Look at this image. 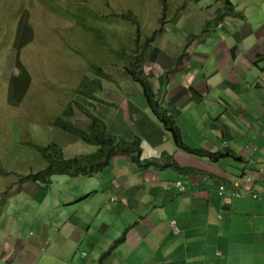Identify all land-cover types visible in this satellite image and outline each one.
Segmentation results:
<instances>
[{"label": "crops", "instance_id": "1", "mask_svg": "<svg viewBox=\"0 0 264 264\" xmlns=\"http://www.w3.org/2000/svg\"><path fill=\"white\" fill-rule=\"evenodd\" d=\"M229 1L238 14L223 13L217 0L171 9L148 37L141 63L159 110L173 116L181 139L182 120L187 117L197 126V140L189 136L192 144L182 139L184 144L220 155L188 153L172 132V150L164 156L146 140L143 147L140 139L141 158L162 155L179 168L137 166L127 153L113 154L119 162L116 175L101 190L106 200L115 197L113 207L97 197L87 212L76 215L75 206L91 200L89 192L55 203L66 209L69 242L51 247L56 258L51 264H264V0L259 8ZM169 46L167 52L177 54L167 53ZM117 96L120 101L125 97ZM143 103L151 109L146 99ZM123 113L119 110L120 119L107 125L116 135H121ZM259 169V198L218 192L220 183ZM113 208L117 220L109 224L100 213ZM122 230V242L113 245ZM83 244L90 253L76 259Z\"/></svg>", "mask_w": 264, "mask_h": 264}, {"label": "rangeland", "instance_id": "2", "mask_svg": "<svg viewBox=\"0 0 264 264\" xmlns=\"http://www.w3.org/2000/svg\"><path fill=\"white\" fill-rule=\"evenodd\" d=\"M45 1L51 5L60 3V7L62 4L70 18L55 13L40 0H0V264H51L50 259L56 260L51 247L65 246L69 242L64 223L66 209L55 204L64 201L66 196L91 194V200L75 206L76 215L87 212L97 197H101L99 202L105 205L113 207L115 204L111 199L113 196L106 200L101 191L104 182L116 175L114 167L119 162L112 156L106 165L109 167L102 168L97 175L71 177L53 174L47 185L24 179L27 174L46 165L38 147L56 142L63 157L93 152L97 148V145L52 124L67 106L72 107L67 122L81 128L87 126L91 113L110 125L120 119L117 112L123 110L124 121L120 123L121 135L118 136L137 135L143 139V147L148 141L158 150H163V156L165 150L171 152L172 134L164 130L162 122L143 103L146 98L142 86L125 72V66L131 63L126 58L131 53L130 48H135L136 27L142 48L147 38L153 37L164 24L161 21L164 19L165 22L171 9L197 4V1L202 4L214 2ZM232 1L234 4L248 2L259 8L257 3L261 0ZM217 3L225 5V0H217ZM90 10L101 20L98 18L94 29H91L93 24L87 16L81 29L72 16L81 17ZM128 12L136 18L137 25L130 20L132 17L128 19L121 15ZM258 18H261L260 13ZM169 39L175 42L173 38ZM147 45L145 43V48L141 49L143 53L148 50ZM168 48H165L166 52L172 46ZM167 53L177 54L175 51ZM92 64L102 69L99 75L101 90L96 91L94 97L87 98L78 92L77 87L86 75L94 76ZM114 92L115 98H112ZM117 94H123L124 99L120 101ZM174 115L177 116L176 113ZM181 123L184 127L183 141L192 144L189 136L197 140V126L187 117ZM162 155L158 156V161L163 163L166 157ZM117 214L114 209V212L104 211L100 216L107 218V223L116 224ZM123 230L112 244L122 242L116 240L124 236ZM88 247L83 244L77 248L76 259L86 258L83 256L89 255Z\"/></svg>", "mask_w": 264, "mask_h": 264}, {"label": "trees", "instance_id": "3", "mask_svg": "<svg viewBox=\"0 0 264 264\" xmlns=\"http://www.w3.org/2000/svg\"><path fill=\"white\" fill-rule=\"evenodd\" d=\"M40 1H42L44 5L49 6L55 13L70 18V13L64 8L62 4V7H60V3H52L51 5L45 0ZM85 10L86 9L84 8V11ZM220 10L223 13L238 14V11L234 9V6L229 0H225V5H223ZM126 14L128 15L126 16ZM126 14L121 15H123V17H127L128 19L132 17L130 20L137 25L136 18H134V16H132L130 12ZM87 16H89L88 19L93 24H91L93 26L91 27V29H94V22H97V19H100L101 17L94 13L93 10L85 12L81 17L75 15H73L72 17L77 20L76 24L80 26L81 29H83ZM88 28L89 27H87V29ZM135 32L136 36L135 40L133 41V47L135 48H130L131 53H129V57H127L126 59L129 58L131 60V63H129L130 66L124 65L126 67L125 72H128L132 79L134 81H137L142 86L143 94L148 101L151 109L153 110V113L162 122L164 128L172 132L173 137L180 148L187 151L188 153L200 157L209 156L212 158H217L221 152H211L201 148H192L184 144L181 139L180 129L177 126L173 116L166 111L159 110L157 96L155 95L151 84L145 76L141 66V63L143 61V52L141 49L145 48V43H147L148 38L146 42H144V46L141 48L142 43H138V27L135 28ZM91 67L94 70V76L86 75L83 78V81L77 87L78 92L87 98L94 97L93 94L96 91L101 90V78L99 77V75L101 74L102 69H100L99 65L95 64H92ZM71 111L72 107L67 106L66 109L63 110L62 114L53 120L52 124L74 134L79 139L85 142L97 145V148L93 152L80 153L72 157H63L61 147L56 142H51L44 147H38L46 162V165L40 170L27 174L24 179H30L34 182L40 181L41 183L47 185L51 182L50 177L53 174H67L71 177L78 175H92L104 168L108 164L111 156L118 152L127 153L131 162H133L137 166L146 167L150 165H173L178 167V165H176L173 161L161 163L154 158H141V140L139 136L134 135L130 138L118 136L108 128L106 122L102 118L93 113H91L92 116L88 118V124L84 128L78 127L75 123L67 122V116L71 114ZM123 237H119L116 242L121 241Z\"/></svg>", "mask_w": 264, "mask_h": 264}, {"label": "built area", "instance_id": "4", "mask_svg": "<svg viewBox=\"0 0 264 264\" xmlns=\"http://www.w3.org/2000/svg\"><path fill=\"white\" fill-rule=\"evenodd\" d=\"M262 176L261 169L258 171H251L248 173H243L241 175L235 176L228 182L220 183L218 186V192L221 194L225 191H229L230 195L233 196H244L248 195L252 198H259L260 193L255 189V185L257 183V180ZM180 189H183L184 187L180 185V182H177ZM227 187L229 190H226ZM115 197H111V199H114ZM171 225L174 229H176L175 221H171Z\"/></svg>", "mask_w": 264, "mask_h": 264}]
</instances>
